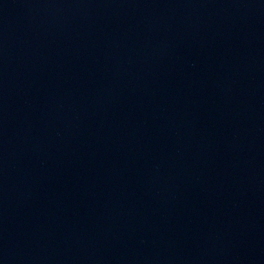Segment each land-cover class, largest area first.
<instances>
[{"label": "water", "instance_id": "95a60500", "mask_svg": "<svg viewBox=\"0 0 264 264\" xmlns=\"http://www.w3.org/2000/svg\"><path fill=\"white\" fill-rule=\"evenodd\" d=\"M0 264H264V0H0Z\"/></svg>", "mask_w": 264, "mask_h": 264}]
</instances>
